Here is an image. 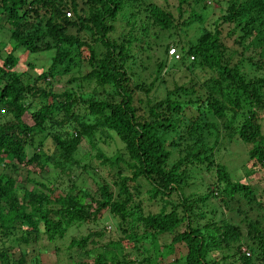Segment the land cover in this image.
<instances>
[{
	"label": "trees",
	"instance_id": "1",
	"mask_svg": "<svg viewBox=\"0 0 264 264\" xmlns=\"http://www.w3.org/2000/svg\"><path fill=\"white\" fill-rule=\"evenodd\" d=\"M212 1L220 14L208 27L201 10ZM176 2L177 16L149 0H0L8 33L0 40V264H29L24 249L42 237L63 240L104 214L122 237L101 243L104 228L73 237L67 249L92 259L74 264H163L165 234L168 252L185 250L169 264H264V220L240 209L239 221L230 215L237 200L248 211L262 205L218 161L225 140L240 142L250 145L241 165L264 172V0ZM171 45L179 60L168 57ZM154 46L163 59L147 69L141 56ZM35 53L50 55L36 67L27 58ZM178 62L181 78L172 72ZM49 138L54 149L44 155ZM84 139L94 159L81 165ZM47 162L58 170L53 182L29 189L17 181L19 166L40 172ZM77 166L96 190L75 187Z\"/></svg>",
	"mask_w": 264,
	"mask_h": 264
},
{
	"label": "rangeland",
	"instance_id": "2",
	"mask_svg": "<svg viewBox=\"0 0 264 264\" xmlns=\"http://www.w3.org/2000/svg\"><path fill=\"white\" fill-rule=\"evenodd\" d=\"M152 2H157L160 5L166 7V9L170 10L175 16H177V11L176 5L177 2L176 0H149ZM201 13L203 14L204 18V25L210 27L212 26L213 21L219 16V10H218V5L215 2H211L208 4V7L205 10H201ZM187 16V14L185 15ZM3 25L7 28V24L4 22ZM196 26V27H195ZM193 29H189L188 37H194L196 35L195 30H198V26L200 25H195ZM120 27L119 24L116 23V33L119 31ZM226 32V28L222 29V33L224 34ZM8 33L6 30H1L0 31V40L7 39ZM183 36V34L181 35ZM167 39L162 40V45L167 43ZM172 46V45H171ZM47 55H41L40 53H35L33 55L27 56L31 61L33 65L36 67H40L41 63L47 62L48 56ZM149 56V58H147ZM47 58V59H46ZM142 59H144L145 64L147 66V69L151 68L154 63L159 60L163 59V53H162V48L161 47H153L151 50L144 51V53L141 56ZM169 61V60H168ZM193 61V60H192ZM84 66L87 69V65L85 62ZM186 64H189V61L186 62ZM27 68V66L24 64ZM19 70L22 69V65L19 66ZM30 70V69H29ZM177 71L178 77L182 72L186 71L185 67L178 62L175 67H173L172 72ZM200 72V69H198L197 73ZM185 73V72H184ZM68 78V75L64 76H59L56 78V80H53L52 86L54 87V91H59L63 88L64 82ZM179 78V79H180ZM146 80H149V77H146ZM171 81V80H170ZM171 83V82H169ZM161 90V89H160ZM187 113L193 115L195 111L191 108L186 109ZM260 117H261V122L264 126V111L260 112ZM28 122H31L28 117H26ZM222 147H225L224 149L222 147L221 150L224 152V154L218 156V161L222 162L223 164H227L229 169H236L231 171V177L233 180H243L246 181L247 183H250L253 187L254 190V196L256 197L258 203L262 206L259 205V207L254 208L252 211H248V207L246 206V203L242 199V201H234L231 204V207L234 208V212L231 213L227 208H222L224 213L230 212V215L234 218L235 221H239V219L242 217V213L240 214L238 209H240L242 212H248L249 216L251 218H260L264 220V172L261 171V169L257 167H252L251 164L248 165V167L242 166L241 162L243 159L247 158V149L250 147V145L245 146L242 145L240 142H229L228 140H225L223 144L221 145ZM54 146L49 138L47 141V145L43 150L44 155H52ZM77 154L76 159H78L79 163L83 165L84 163L88 162L89 160L94 159V150L91 146V144L87 140H83L80 145L78 146L77 149ZM109 151L111 150L108 149ZM32 152L31 148H27V153L30 155ZM34 164H31L30 166H19V171L16 173L17 181L24 186H28L30 189L33 185V181H42V182H47L48 181H54V178L57 176L58 170H55L52 167V164L47 162L45 164V169L42 171H38L37 169L34 168ZM1 165H0V171H1ZM240 170V171H239ZM98 173H102L99 169H97ZM247 172H250L247 173ZM27 177L31 178L32 181L29 182L27 181ZM65 179V178H64ZM62 179V180H64ZM73 183L75 184V187L77 188H85L89 191H94L96 190V183L94 180L88 175L80 166L76 167V172L75 175H73ZM64 182H61V186H64ZM144 190V188H143ZM142 190V191H143ZM145 201V207H147V204H149L147 199H144ZM153 205L152 208L158 209L159 204H155L156 202H151ZM104 219L103 222L101 221H96V222H89V223H83L79 226H73L71 230L69 231L68 235L63 239V240H56V242H49L46 240L45 237H42L39 241L38 244L35 246H29L28 248L24 249V253L27 255L28 263L29 264H34V258L37 259L39 264H74L78 260H92L91 258L88 257H82L80 256V253H75L73 250H68L67 246L70 242V240L73 237H80L81 235H85L89 231H96V230H101L102 228L105 229V233L101 238H95L101 243L107 242L108 240H116L122 237L121 232L115 228L114 230V224L113 220L111 219V215L109 214H104ZM244 227V224H242ZM171 235L165 234L161 236L158 240V246L160 247L159 253L163 254V259L161 260L162 263H167L173 261L174 258L180 257L184 255L185 250L182 244H176L175 245V250L174 252L170 253L166 249L164 245L168 244L170 241ZM92 245H88L89 248ZM144 246L149 249V253L147 255H150V257L155 256V252L153 251L155 248L153 245L149 244V241H145ZM57 248V259L56 256L53 252V249L55 250ZM45 248L51 249V250H46ZM154 248V249H153ZM123 249L124 253L127 255V259H134L137 257V253L135 249L132 247V244L130 242H125L123 243ZM244 249V248H243ZM141 251V250H140ZM158 254V253H157ZM19 255V252L16 253V256ZM222 253L217 252L215 253L214 256L219 260L221 258ZM137 264V263H136Z\"/></svg>",
	"mask_w": 264,
	"mask_h": 264
},
{
	"label": "built area",
	"instance_id": "3",
	"mask_svg": "<svg viewBox=\"0 0 264 264\" xmlns=\"http://www.w3.org/2000/svg\"><path fill=\"white\" fill-rule=\"evenodd\" d=\"M66 15H69V13H67ZM168 56L173 57L175 60L180 59V57H181L180 54L177 52L175 47H170L168 49ZM193 59H194V56L190 55L189 60L192 61ZM137 264H139V263H137Z\"/></svg>",
	"mask_w": 264,
	"mask_h": 264
},
{
	"label": "clouds",
	"instance_id": "4",
	"mask_svg": "<svg viewBox=\"0 0 264 264\" xmlns=\"http://www.w3.org/2000/svg\"><path fill=\"white\" fill-rule=\"evenodd\" d=\"M170 47H175V46H170ZM170 47H169V48H170ZM169 48H168V49H169ZM176 50H177V49H176ZM177 52H178V51H177ZM178 53H179V52H178ZM179 54H180V53H179ZM180 56H181V54H180ZM168 57H169V56H168ZM180 58H181V57H180ZM177 60H179V59H177ZM193 60H194V59H193ZM188 61H190V60H188Z\"/></svg>",
	"mask_w": 264,
	"mask_h": 264
}]
</instances>
